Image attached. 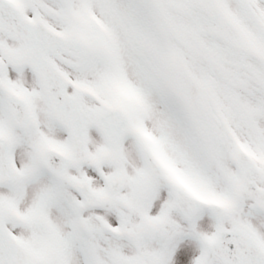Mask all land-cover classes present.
<instances>
[{
	"label": "snow or ice",
	"instance_id": "snow-or-ice-1",
	"mask_svg": "<svg viewBox=\"0 0 264 264\" xmlns=\"http://www.w3.org/2000/svg\"><path fill=\"white\" fill-rule=\"evenodd\" d=\"M0 264H264V0H0Z\"/></svg>",
	"mask_w": 264,
	"mask_h": 264
}]
</instances>
